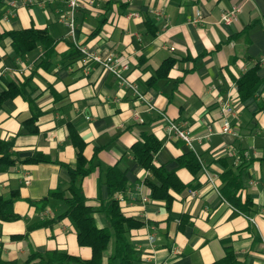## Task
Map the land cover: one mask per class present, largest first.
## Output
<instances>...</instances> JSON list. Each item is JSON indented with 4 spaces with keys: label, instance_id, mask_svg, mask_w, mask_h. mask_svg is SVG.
I'll return each instance as SVG.
<instances>
[{
    "label": "crops",
    "instance_id": "0c3cea01",
    "mask_svg": "<svg viewBox=\"0 0 264 264\" xmlns=\"http://www.w3.org/2000/svg\"><path fill=\"white\" fill-rule=\"evenodd\" d=\"M232 8H239L235 19L223 23L222 14ZM66 12L67 0H0V96L8 83L28 81L25 94L33 103L32 108L22 96L0 102V144L11 143L14 162L0 172V200L17 197L12 205L17 219L0 220L1 259L22 264L30 251L91 258L66 218L30 228L65 211L51 193L69 196L70 177L60 164H75L80 142L94 166L82 178V190L98 228H110L100 211L108 198L107 171L116 167L125 174L128 187L115 199L125 217L141 223L126 234L136 252L134 264H212L224 257V242L238 262L264 264V0H78L73 36L63 22ZM29 29L47 32L54 42L51 56L41 44L19 56L12 40L1 38ZM74 43L125 62V76L189 133L192 148L169 134L166 121L112 75L83 64ZM167 59L174 60L167 77L149 84ZM255 66L261 85L242 102L236 82ZM225 102L234 106L233 134L221 132ZM33 114L37 132L30 134L25 123ZM143 135L161 143L153 165L174 172L184 187L168 191V207L152 197L148 183H160L131 151ZM189 152L196 171L179 166ZM36 153L50 162H25ZM238 168L240 200L251 201L247 215L219 194L220 176ZM113 247L112 239L102 264Z\"/></svg>",
    "mask_w": 264,
    "mask_h": 264
},
{
    "label": "trees",
    "instance_id": "16d2710c",
    "mask_svg": "<svg viewBox=\"0 0 264 264\" xmlns=\"http://www.w3.org/2000/svg\"><path fill=\"white\" fill-rule=\"evenodd\" d=\"M249 29V27H248ZM2 37H9L12 40V47L14 52L19 55H25L34 50L37 44H41L45 49L46 57L53 53L54 42L48 36L46 31L40 30H22L4 34ZM174 65V60H165L158 70L155 72V77L149 84L156 83L158 80L165 79L169 70ZM258 67L248 70L237 80L239 90V97L242 102L251 98L259 89L261 80L257 77L256 72ZM28 81L22 85H15L14 83L7 84V91L0 96V102L22 96L26 98L29 105L33 108L32 100L25 94ZM39 114V113H38ZM38 114H33L32 117L25 123L30 134L37 132L34 127V122ZM29 125L31 128H29ZM70 137L75 142V137L70 134ZM142 140L136 142L131 151L136 159L138 165L144 170L151 173V175L158 180L160 185L156 187L154 184L148 183L151 188L153 198H162L166 201L167 207L171 202V197L168 194L170 189H179V182L174 172H168L163 167H155L153 165V158L161 148V143L152 135H143ZM77 153L76 162L74 165L60 164L70 177L69 187L65 193L57 190L51 193L52 197L60 199L65 205V211L57 218L44 223L32 226L36 228L45 226L51 223H56L61 219H68L76 232L77 243L81 247H87L91 250V258L89 260H82L68 254L58 253L55 251L40 254L30 251L26 260L22 264H102V257L104 252L108 249L110 241L113 239L114 247L112 255L108 258L107 264H134L136 262V252L134 247L128 242L126 234L135 228L141 227V223L127 218L121 212L118 201L115 196L118 193L124 192L127 189V180L125 174L119 171L116 167H111L107 171L105 185L107 187L108 198L100 205V211L108 218L110 228H98L93 217L92 209L86 205V198L82 190V178L88 176L94 169V166L87 162L82 155L83 144L75 142ZM11 143L0 144L2 147V156L0 157V172L5 171L13 166L14 162L10 159L8 150ZM1 152V151H0ZM27 163H49V159L40 154H34ZM179 166L188 168L192 171L199 169V165L193 160L191 152L187 153L178 159ZM222 185L219 190L221 198L230 204L237 211L248 214V207L251 205L250 199H246L244 203L240 200V191L242 189V168L235 171H227L220 176ZM181 189H184L182 185ZM17 197L1 201L0 200V220L13 221L17 217L13 213V202ZM224 244V257L212 264H243L236 260L234 252L231 247ZM0 264H16L4 262L0 256Z\"/></svg>",
    "mask_w": 264,
    "mask_h": 264
},
{
    "label": "built area",
    "instance_id": "2783aa9c",
    "mask_svg": "<svg viewBox=\"0 0 264 264\" xmlns=\"http://www.w3.org/2000/svg\"><path fill=\"white\" fill-rule=\"evenodd\" d=\"M78 7V0H67V12L64 15L63 22L68 27V35L73 36L75 31V11ZM239 12V8H232L230 11L223 13L221 20L225 24H230L236 17L237 13ZM200 17L197 16L194 22L199 21ZM75 49L79 54L80 61L83 64L89 65L94 64L98 66L102 71L112 75L118 82L128 89L133 96L135 97L136 101L142 104L146 110L154 111L159 114L167 123V132L172 134L176 139L181 140L184 142L188 147L192 148V141L193 139L190 137L189 133L182 130L177 124L174 122L169 121L166 116L162 113V111L158 110L150 99L142 93L138 86L131 82L124 74L127 70V65L123 62L120 58L115 57L112 54L102 55L98 51L89 50L85 46H81L77 43H74ZM221 111V120H222V127L221 132L223 134H233L232 128L230 125V119L234 115V106L231 105L229 102L222 103L220 105ZM208 180L211 182L210 177L207 175ZM27 183V181H26ZM145 201V200H144ZM155 239L153 237L149 238V243L152 245Z\"/></svg>",
    "mask_w": 264,
    "mask_h": 264
}]
</instances>
